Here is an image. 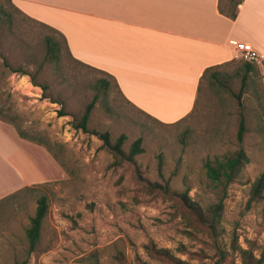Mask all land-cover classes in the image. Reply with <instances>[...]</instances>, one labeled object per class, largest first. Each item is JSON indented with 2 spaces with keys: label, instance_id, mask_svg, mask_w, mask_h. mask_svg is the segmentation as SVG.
<instances>
[{
  "label": "rangeland",
  "instance_id": "obj_1",
  "mask_svg": "<svg viewBox=\"0 0 264 264\" xmlns=\"http://www.w3.org/2000/svg\"><path fill=\"white\" fill-rule=\"evenodd\" d=\"M48 37L59 43L56 57ZM95 97L88 131L77 128ZM104 132L112 143L125 134L126 152L142 137L145 151L117 160ZM239 149L249 161L212 231L186 197L203 210L218 203L222 192L203 162ZM263 171V64L239 52L202 80L190 115L164 123L131 104L113 77L73 58L59 31L0 0V264H86L93 252L101 264H244L239 246L257 257L264 248V199L249 203ZM41 194L49 211L28 256L26 229Z\"/></svg>",
  "mask_w": 264,
  "mask_h": 264
},
{
  "label": "crops",
  "instance_id": "obj_2",
  "mask_svg": "<svg viewBox=\"0 0 264 264\" xmlns=\"http://www.w3.org/2000/svg\"><path fill=\"white\" fill-rule=\"evenodd\" d=\"M59 30L71 55L115 77L139 110L175 123L195 108L207 68L237 58L247 41L264 65V0H243L235 19L220 0H12Z\"/></svg>",
  "mask_w": 264,
  "mask_h": 264
},
{
  "label": "trees",
  "instance_id": "obj_3",
  "mask_svg": "<svg viewBox=\"0 0 264 264\" xmlns=\"http://www.w3.org/2000/svg\"><path fill=\"white\" fill-rule=\"evenodd\" d=\"M12 1V0H10ZM243 0H229V4L223 5V1L220 0L219 8L221 12L226 14L227 16L235 19L238 14L239 10V4ZM48 25V24H47ZM50 26V25H49ZM52 27V26H50ZM54 28V27H52ZM55 29V28H54ZM57 30V29H56ZM59 31V30H57ZM60 32V31H59ZM61 33V32H60ZM61 35L64 38V41L68 47L66 37L63 33ZM47 45L49 47V51L54 55L55 57L59 54V43L52 37H48L47 39ZM69 49V47H68ZM70 52V50H69ZM86 64V63H85ZM89 65V64H86ZM97 70L103 71L113 77L110 73L99 69L97 67H94L92 65H89ZM221 66V65H219ZM219 66H213L206 69V71L203 73L201 77V83L202 80L206 77L210 71L216 67ZM247 68L249 71H251L254 68L253 63H247ZM211 76L215 80H220L219 73L211 72ZM248 75L245 74L242 78V88H244L247 84ZM116 80V79H115ZM101 83L103 85L108 86L110 82L107 79H101ZM117 86L119 87V84L116 80ZM201 83L199 86V90L201 87ZM44 89H46V86H43ZM120 89V87H119ZM121 91V89H120ZM122 92V91H121ZM241 94H238L240 96ZM96 103V97L92 99L85 108L84 113L78 120L76 127L81 128L84 131H88V123L91 117L92 110ZM193 112V111H192ZM191 112V113H192ZM190 113V114H191ZM189 114V115H190ZM188 116V115H187ZM186 116V117H187ZM184 117V118H186ZM183 118V119H184ZM246 131L245 126V120L244 117L241 118L240 126L238 130V138L239 140H243L244 133ZM101 138H103L105 144H107L110 148H112L115 156L117 157V160L120 159H128L132 160L136 154L142 153L145 151L142 142V137H139L135 139V141L131 144V147L129 149V152L124 151L122 148V145L124 143V140L126 138L125 134L120 135V137L116 140L115 143L111 142L110 136L108 132L100 133ZM249 161L248 155L245 153L243 149L235 150V151H227L223 154H217L212 157H207L203 164L204 168L206 169L207 177L210 179L214 185L220 189L222 192L221 197L219 199V202L216 204H213L206 210L201 209V207L196 203L195 201H192L188 197H186V201L189 203L190 207L194 211V215L196 217V220L198 223L202 225H208L209 228L212 231H216L219 225L222 222V213H223V207H224V198L227 196L228 187L231 183L238 180L240 177L246 163ZM157 187H163V185L159 183L154 184ZM163 188L166 190H170L169 185H165ZM16 193H13L12 196H14ZM187 196V195H186ZM264 199V171L260 176L257 177V179L252 183L251 190H250V197H249V203L252 201ZM49 197L46 194H41L37 199V206L34 214L30 216L29 225L26 229V240L28 242V250L27 255L30 256L38 247L41 237H42V226L45 217L48 214L49 211ZM158 254L162 256L169 257L173 260H179L175 257L174 254L171 253V250L168 248H161L157 249ZM238 251L241 254L242 261L244 264H262L264 260V248L262 249L260 257H257V255L253 252V249L250 248H243L238 247ZM89 262L86 264H101V261L99 259V256L96 252H93L90 254ZM28 263V257L23 260H17L14 264H27Z\"/></svg>",
  "mask_w": 264,
  "mask_h": 264
},
{
  "label": "built area",
  "instance_id": "obj_4",
  "mask_svg": "<svg viewBox=\"0 0 264 264\" xmlns=\"http://www.w3.org/2000/svg\"><path fill=\"white\" fill-rule=\"evenodd\" d=\"M232 43L249 61L262 64V55L252 43L238 40H233Z\"/></svg>",
  "mask_w": 264,
  "mask_h": 264
}]
</instances>
